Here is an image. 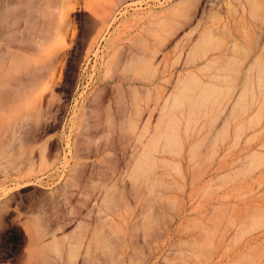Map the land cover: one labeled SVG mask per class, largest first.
Returning a JSON list of instances; mask_svg holds the SVG:
<instances>
[{"label": "rangeland", "instance_id": "1", "mask_svg": "<svg viewBox=\"0 0 264 264\" xmlns=\"http://www.w3.org/2000/svg\"><path fill=\"white\" fill-rule=\"evenodd\" d=\"M39 1L0 0V264H46V257L57 255L56 247L79 239L81 229L88 236L80 252L92 237L97 264H264V92L257 87L252 112L231 115L236 92L222 113L201 112L189 129L188 115L181 117L180 149H160L152 178L138 191L107 195L104 147L115 152L121 165L139 149L137 136L125 142L118 133L106 137L111 130L103 128L107 98L122 82L126 85L125 63L112 76L104 73L108 40L102 39L107 29L101 25L108 17L103 11L110 14L107 7L117 0H70L75 6L71 17L61 0ZM179 1L124 0L116 5V16L112 12L108 19L113 25L108 38L121 37V58L155 48L159 28L147 24L146 17ZM228 1L192 0L188 16L174 17L182 26L154 59L164 99L148 103L153 126L203 30L220 43V65L209 74L231 54L244 57L250 49L254 52L239 76L245 79L249 63L259 61L264 67V8L256 7L264 0L253 2V10L249 0ZM132 14L145 21L121 26ZM136 41H146L145 50L135 47ZM59 53L63 58H57ZM48 67L56 72L53 78ZM96 95L105 103L91 115ZM148 116L145 112L141 129ZM69 133L81 145L78 157L70 155L68 168L79 160L78 184L92 186L90 194L63 187L64 137ZM91 146L100 150L87 152ZM39 234L43 237L36 244ZM54 235L61 240L56 247L44 246ZM82 262L78 256L76 264Z\"/></svg>", "mask_w": 264, "mask_h": 264}, {"label": "bare ground", "instance_id": "2", "mask_svg": "<svg viewBox=\"0 0 264 264\" xmlns=\"http://www.w3.org/2000/svg\"><path fill=\"white\" fill-rule=\"evenodd\" d=\"M40 1L42 2L43 0ZM61 1L63 6L66 7V14L68 15V17H71V14L75 11V6L72 7V4L70 6V0ZM125 1L127 2V0ZM230 1L231 0H229L228 2ZM233 1L236 2L239 0ZM249 1V3H247L246 0H244L243 2L249 4V7L252 6L251 8L253 10V6L258 2L256 0ZM116 2L117 4H112V6L114 7H107V9L113 10L111 11L113 12V14H115V16L117 13L116 11L119 10V7H117L116 5L119 4L121 7V3H124V0H122V2L120 1V3H118V0ZM193 2L192 0H181L162 11H159L158 13H149L150 16H148V13L144 15V19L145 16L151 18H149L148 21V18L146 17L147 24H155L158 26L160 37H157L156 45L154 46L155 48L150 50L149 53H147L148 51H143L142 54L132 52V57L128 58L126 61L124 58H121L119 54V41L121 40V37L110 35V37L108 38V31L111 28L109 26H113L112 24L110 25V23L108 24V19L110 17L112 18L113 14H111L112 12L110 11L111 13L108 14V16L106 14L108 10L106 11L104 9L105 11H103L104 15L108 17V19L106 20L103 18V20L106 21L105 23L102 22V25L100 23L101 28L107 29V34H105L104 38L102 39L108 40L106 43L107 61L105 64L104 73L107 76H112L118 73L125 63V66L122 70V77H124V81H126V85H124L122 82L118 87L116 93L112 94V97L110 99L107 98V120L106 124L103 125V128L111 130L110 133L108 132L105 134L106 137H112L114 133H118L119 136L123 137L125 142H129L134 138V136H137L136 147H139L137 151H135V149L132 151L131 159L124 165H121L119 161H116L115 152H111V150H108L107 147H104V159L102 160V163H104L102 166V178L108 186L106 189L107 195H115V193H117L118 191H120L121 193H130L131 190L138 191L141 188L140 185L143 182H146L152 178L157 163L155 156L159 152V150L162 148L165 149V151H174V149L177 148L180 149L182 141L181 117H185L188 115L189 122H187V128L189 129L188 125L191 126L194 118L201 112H204L205 114L213 113L214 115L222 113L227 104L231 101V99H233V95L236 92V96L233 99L232 103L233 108L231 111V115H237L247 110L249 112H252L254 107V100L257 96V87H259L260 90L264 92V67L259 66V61L255 63L252 62L247 65L248 67L244 80L242 79V76L240 77L238 74L242 64L246 59L250 57V54L254 52V49H247L248 51L246 50L247 52H245L244 57H240V54L242 53L238 54V52H236L235 54H231L227 60V63L224 66H220L217 69L216 73H214L213 75L208 73L210 69H212L213 65H220L221 57L218 53L220 43L217 42L218 39L214 37L213 33L211 34V32L207 30V28V32H204L203 30L202 33H199V37L190 46L184 64L186 72L182 71L181 75H179L174 87V91L168 98L164 100V104L160 110L158 121L156 125L153 126V123L151 122L153 111L149 109L150 106L148 105V103L150 100H153L154 97L156 104L162 99L159 84L157 82V73L159 71L158 65H156L154 59L156 57V54L160 51L161 45L169 37L174 36L182 26V22H180V20L178 21V19H174V17H176L177 15L187 14L189 6L192 5L190 8L193 7ZM253 2L256 3L253 5ZM261 3H259V6L256 4V7H261L260 9H263L264 7H262L261 5L264 6V3ZM243 7L245 9V6ZM256 7L254 9H256ZM211 11H213V9ZM262 11H264V9ZM262 11L261 13L263 14L264 12ZM123 13L121 12V15ZM139 15L141 16V14H132V16H129V18L120 23L121 26L127 29L131 25H136V23L144 20L142 19L143 17L141 18ZM115 16L112 19L113 22L116 21L114 20L116 19ZM185 16H188V14ZM139 18H141V20ZM99 22H101V20H99ZM132 27L133 26H131L130 28ZM120 29L122 30L123 28L120 27ZM75 35L76 31L74 29L73 39L75 38ZM183 44L186 45V43L184 42ZM135 47H138L142 50L147 47V43L146 41H136ZM63 56V53H59L57 55V58L61 59L63 58ZM46 71L50 73L52 78L56 73L54 68L52 67L46 68ZM119 77L121 78V76ZM92 103L93 106L90 111L91 115L96 112L95 110L97 108L99 110L102 108V105H104L105 103V99L103 98L101 101H99V97L96 95ZM146 105L147 109H145ZM145 112H148L149 116L146 123L144 124V127L141 129L143 115ZM139 130V135H137ZM64 139L66 153L64 155V161L66 166L63 168L64 171L62 170L63 172H61L65 179L63 187L68 192H81L84 194H90L92 190H94L92 186H84L83 188H81V186H79L78 184L81 173V171L78 169L79 160L76 158L74 161V165L68 168L69 162L67 161L69 160L70 155L72 157L74 153L78 157V152L80 150L79 146L81 144L79 143L78 139H75L73 141L71 133L67 134ZM95 147L96 146H94V148L92 146L91 148L88 147L86 151L92 153L93 151L100 150V146H97L96 148ZM106 157L108 158L106 159ZM96 169L97 168H95V170ZM55 172H52V174ZM96 175L99 174L96 173ZM129 183L131 184V186L129 185ZM17 187L19 188L20 185ZM106 207L108 208V206ZM87 236L88 235L86 233V229H81L79 232V239L75 238L67 245L56 247L54 244L58 243L61 240L57 239L54 235L52 242L49 244H44V246H55L57 255L54 257H46V264H76L78 256L82 257V264H97V260L95 258L93 250V241H91L92 237L86 245V249L84 250V252H80L82 241L86 239ZM42 237L43 234L38 235V237L36 238V244H39L38 242L41 241Z\"/></svg>", "mask_w": 264, "mask_h": 264}]
</instances>
